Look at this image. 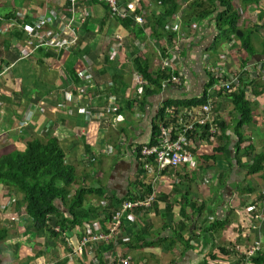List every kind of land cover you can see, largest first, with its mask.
Here are the masks:
<instances>
[{
	"label": "crops",
	"instance_id": "crops-1",
	"mask_svg": "<svg viewBox=\"0 0 264 264\" xmlns=\"http://www.w3.org/2000/svg\"><path fill=\"white\" fill-rule=\"evenodd\" d=\"M252 1L249 5L246 0L231 3L240 16L238 28L252 35L254 53L248 56L233 35L227 42L220 38L217 17L223 9L217 1L212 7L200 0L201 7L193 9L195 15L189 23L183 22L186 3L181 4L180 13L166 27L172 34L177 28L180 34L169 45L166 39H153L146 25L152 15L162 12L158 0H120L121 7L131 12L129 20H143V24L134 21L129 27L110 17L103 0H79L75 4L72 0H0V31L6 23H15L6 35L0 34V156L22 152L27 143L36 139L57 140L65 162L76 171L77 185L72 186V194L78 187L94 188L85 197L83 210L88 213L91 208L96 209L99 217L94 220L98 221L82 224H92L97 233L104 234L108 220L103 214L112 200L119 202L110 208V215L122 202L141 195L135 150L149 144L162 105L201 97L210 74L217 69L224 77L239 71L242 80L238 90L246 93L252 120L241 129L245 136L241 151L234 147V127L239 116L232 99L208 90L217 120L227 127L231 164L228 166L222 157L217 163L204 159L222 143L205 141L197 148L193 138L199 137H192L194 158L176 171H164L158 178L153 174L144 177L149 185L157 178L156 203L150 210L132 212L123 218L121 232L113 241L112 258L122 253L123 258H130V264H203L211 254L223 261L218 248L233 245V251L235 245L247 246L251 238L238 235L253 222L257 211H264V190L247 186L240 172L252 164L253 156L264 153V0ZM206 11L211 14L203 17ZM48 14L52 23L38 27L35 38H29V26ZM61 30L75 35L76 43L62 50L42 47L27 59H20L21 46L30 48L43 35ZM118 36L123 39L119 41ZM137 57L151 73L160 71L163 59H173L174 75L181 79L180 85L161 88L143 105V96L138 99L132 87V75L138 73L133 61ZM109 83L112 87H108ZM110 95L117 101L112 109L107 108L106 102ZM84 108L86 114L81 113ZM117 116L122 117L121 122L115 120ZM249 147L251 155L245 157ZM214 155L222 156L220 152ZM83 156L90 164L82 162ZM263 173L248 177L264 185ZM248 187L253 193L242 194L246 199L240 197L243 188ZM259 195L263 200L253 203ZM18 201L20 195H8L0 185V230H6V238L0 241V264L98 261V245L86 249L81 257L70 256L71 248L60 238L39 236L31 228L24 208L17 210ZM56 205L67 216L62 203ZM226 219L230 222L224 229L206 232L216 221ZM83 225L65 235L73 247L79 243ZM177 237L183 241H174ZM235 259L230 256L221 264H232Z\"/></svg>",
	"mask_w": 264,
	"mask_h": 264
},
{
	"label": "trees",
	"instance_id": "trees-1",
	"mask_svg": "<svg viewBox=\"0 0 264 264\" xmlns=\"http://www.w3.org/2000/svg\"><path fill=\"white\" fill-rule=\"evenodd\" d=\"M220 3L223 12L217 17L219 30L222 32L220 38L224 41H230L233 35L240 43V48L245 51L248 56L253 55V49L251 47V34L246 33V30L238 28L240 16L234 8L232 0H206L205 3L213 7L214 2ZM256 1V0H255ZM254 1V2H255ZM252 0H246V4H252ZM186 3L185 10H183V22H191L192 16L194 17L193 9L201 7L200 0H158V5L162 8V12L159 15L151 16L147 21V26L150 28V36L153 39H166L169 45L178 33H170L167 31V25L173 20V18L180 13L181 4ZM204 3V5H205ZM245 5V6H247ZM109 12V10H108ZM110 14V13H109ZM211 14V11H206L203 17H207ZM122 25L129 27L133 25L134 21L126 19L122 20ZM135 70L142 75L147 83L144 88L142 104L144 105L145 99L159 93L161 91L162 83L168 79L169 73L158 71L157 73H151L147 65L139 57L133 59ZM243 64L245 63L242 62ZM226 79V77H223ZM214 79L212 75L209 77V82L206 86L204 94L196 99L192 100H171L165 102L160 108L155 122L153 123L152 136L148 145L141 146L150 147L156 143V139L159 135L158 124L165 117L167 110H170L174 115H178L182 110H190L191 108L200 107L208 103V90L213 85ZM226 94V93H222ZM245 91L238 90L231 94H226L232 99L235 113L239 116L235 121L234 134L237 136L235 151H241V144L245 142V136L241 133V129L245 125L251 123V111L249 104L245 99ZM218 129L220 134L216 140L221 146L220 148H214L213 154L204 157V159L213 160L217 163L220 159L227 160L228 166L231 164V156L229 151L230 140L225 136L227 129L226 124L222 121L218 123ZM197 148H200L203 143L208 142V135L202 133L199 138H193ZM200 139V140H199ZM215 152H220L222 156L214 155ZM252 147L245 149V157L251 155ZM196 154L195 151L192 152ZM239 153L236 154L235 159ZM239 161L240 158H239ZM90 164V163H89ZM138 164V168L139 163ZM248 176H253L264 172V153L253 156L252 164L242 167ZM141 176L144 172L138 169ZM264 174V173H263ZM224 176V175H223ZM222 176V177H223ZM139 186L142 189L140 197H145L152 190L150 187H144L141 180H139ZM0 185H3L8 195L17 194L20 195V201L17 202V210L20 211L21 207L24 208V213L31 220V228H33L39 236H46L50 240H57L60 238L68 246L66 242V233L73 228L81 227L85 221H98L94 220L99 217V213L96 209L91 208L88 213L83 210L85 197L94 192V188L78 187L72 194V186L77 185V176L75 168L68 165L65 162V155L60 148L57 140L54 138H48L45 140L36 139L26 144L24 151H13L12 153L0 156ZM244 193H253L252 188H243ZM255 192V191H254ZM90 193V194H89ZM131 198L130 200L136 199ZM157 196L155 198L156 203ZM263 196L259 195L253 200L262 201ZM62 203L66 209L65 216L57 207L56 203ZM119 202L118 199L112 200L109 208L103 214L104 220H109L110 208H113V204ZM114 204V205H115ZM119 205V203L117 204ZM91 212H97L92 214ZM184 213V211H182ZM230 221L228 219L223 222L216 221L213 226L206 232H212L213 230L219 231L227 227ZM92 225V224H89ZM58 227L59 231H53V228ZM245 230V228H243ZM107 233V232H106ZM6 238V230H0V241ZM46 238V241H48ZM49 240V241H50ZM183 241L180 237L174 239V241ZM99 250L97 254V264H106L107 259L112 257L115 243L112 241L108 244L102 242L97 244ZM150 245V244H149ZM148 245V246H149ZM96 246V245H95ZM69 247V246H68ZM233 245H230L228 249L224 247L218 248V253L223 256V261L226 263L227 258L235 256L239 258L238 254L232 251ZM70 249V248H69ZM216 252V254H218ZM104 254V255H103ZM234 254V255H233ZM223 261H219L217 256L211 254L209 260L204 261L203 264H221ZM245 261V258L237 259L235 264H241ZM248 264H264V250L258 252L253 257L246 258ZM130 264V263H129Z\"/></svg>",
	"mask_w": 264,
	"mask_h": 264
},
{
	"label": "built area",
	"instance_id": "built-area-1",
	"mask_svg": "<svg viewBox=\"0 0 264 264\" xmlns=\"http://www.w3.org/2000/svg\"><path fill=\"white\" fill-rule=\"evenodd\" d=\"M79 0H72L75 4ZM96 1V0H95ZM106 3V6L109 10L110 17L112 19L126 20L130 17L131 12L123 9L120 5V0H103ZM84 16L85 13L81 12ZM20 18V17H19ZM53 21L51 15L43 17L39 20L34 21V26H29V32L27 33L29 38H35L34 31L46 24H51ZM135 23L141 25L143 20L141 18H134ZM15 24L8 22L4 25L0 34L4 35L11 30L12 25ZM179 26V25H178ZM179 32V29L176 28V33ZM76 43L75 35H71L64 30H61L58 33L43 35L42 38H38L33 42L30 48H19L20 59L25 60L30 54L36 53L40 48L45 47L46 49H65ZM159 70L162 72L170 73L168 79L162 83V89L166 88L168 85H180L181 79L178 76L174 75V64L173 59L166 58L160 62ZM214 79L213 85L209 88V92L213 93H232L240 85V78L237 73H232L227 75L226 79H223L224 74L220 69L212 73ZM147 86L146 81L141 74L134 73L132 75V87L135 90V94L138 99H141L144 93V88ZM108 87H112V84L109 83ZM71 91V90H70ZM107 108L112 109L113 106L117 103L115 96H108L106 99ZM86 108L81 110V113L86 114ZM117 122H121L122 117L117 116L115 118ZM218 123L213 105L210 101L208 103L197 107L191 108L190 110H182L180 114L174 115L170 110H167L165 117L158 124L159 135L156 139V143L150 147L138 148L135 151L136 161L139 163V169L144 172V175H140V180L142 185L151 188V192L145 197L137 196L136 199L126 200L121 203L119 209L111 216L108 220L107 233L101 234L95 231V228L92 225L84 224L82 228V234L79 239L77 246H72L70 241L66 239L69 248L70 256H82L84 251L90 249L91 246H95L99 243H110L115 240V237L120 234L122 227V220L125 217H128L132 212H142L150 210L154 206L156 194H157V178L164 171H176L185 165L187 162L194 158L192 150H194L192 137H201L202 133L208 135V142L215 143L217 136L220 134L218 129ZM20 130V129H19ZM108 149V147H106ZM110 152V148L106 153ZM82 162L89 164L87 157L83 156ZM149 174L157 175L155 181L150 185L145 183V176ZM257 207V206H256ZM251 209V208H248ZM263 218L262 212L257 211V214L252 218L253 222H250L247 228V225L244 227L243 232H241L238 237L249 238L248 236L251 233L258 232L256 223H259ZM53 231L58 232L59 228H53ZM252 245V244H251ZM250 248L246 246L242 247L241 245H235L233 251L238 255L245 258L253 257L258 252L264 250V239L259 235L258 241L251 246ZM249 248V249H248ZM248 249V250H247ZM109 264H129L130 259L124 258H112ZM108 262V260H107ZM95 264L97 262L95 261Z\"/></svg>",
	"mask_w": 264,
	"mask_h": 264
},
{
	"label": "rangeland",
	"instance_id": "rangeland-1",
	"mask_svg": "<svg viewBox=\"0 0 264 264\" xmlns=\"http://www.w3.org/2000/svg\"><path fill=\"white\" fill-rule=\"evenodd\" d=\"M6 35V34H5ZM236 72H238V71H236ZM21 132H22V130H21ZM242 156V157H241ZM241 158H243L242 159V163H244L245 162V158L243 157V154H241ZM196 157V156H195ZM247 161H248V159H247ZM222 165H218L217 166V171L218 172H220V171H222V169L220 168ZM226 168V167H225ZM241 173H242V176H243V181L244 182H246V185L247 186H254V188H256L258 191L259 190H264V185H263V183L261 182V181H256V180H252V179H249L250 177H248V175L246 174V171L244 170V169H241V171H240ZM223 173V172H222ZM254 178V177H253ZM236 193L238 194V192L236 191ZM240 197H243V198H245L246 199V197L245 196H243L242 195V193H240ZM241 202H244V201H241ZM239 202L237 201V202H235V204L237 205ZM242 205V203L240 204V206ZM9 207H10V205H9ZM12 210V212H13V210H14V207H12L11 208ZM259 209V208H258ZM19 214H20V212H18V216H19ZM262 215H263V218L261 219V221L259 222V223H256V224H258L257 225V228H258V230L259 231H261V234H260V237L262 238V239H264V211H263V213H262ZM24 218V217H23ZM19 237V236H18ZM249 241H248V245L246 246V248L247 247H249L250 248V245L251 246H253L257 241H258V238H259V233L258 232H254V233H251L249 236ZM250 241H251V243H250ZM21 242H23V241H21ZM248 248V249H249ZM247 249V250H248ZM125 255L124 254H122L121 253V255H120V257H118L117 256V258H119V259H124L123 257H124ZM130 257V256H129ZM239 258H237V259H241V257L242 258H244L243 256H238ZM90 258V257H89ZM126 258H128V257H126ZM111 259V258H110ZM130 259V258H129ZM237 259H235V261L234 262H232V264H235L236 263V261H237ZM91 261L90 262H92V259H90ZM109 262H110V260H108V262L106 263V264H109ZM241 264H248L247 263V261H242V263Z\"/></svg>",
	"mask_w": 264,
	"mask_h": 264
},
{
	"label": "clouds",
	"instance_id": "clouds-1",
	"mask_svg": "<svg viewBox=\"0 0 264 264\" xmlns=\"http://www.w3.org/2000/svg\"><path fill=\"white\" fill-rule=\"evenodd\" d=\"M178 35H180L179 32H178ZM233 73H237V74L239 75V78H240L239 80H240V85H241V80H242V79H241L240 72L238 71V72H233ZM231 74H232V73H231ZM231 74H230V75H231ZM210 75H211V74H210ZM227 75H228V74H227ZM227 75H226V76H227ZM226 76H225V77H226ZM240 85L237 87V90H238V88L240 87ZM233 92H234V91H233ZM230 94H231V93H230ZM208 101H209V100H208ZM215 143H216V142H215ZM139 148H140V147H139ZM137 149H138V148H137ZM137 149H136V150H137ZM136 150H135V151H136ZM192 152H193V151H192ZM193 155H194V154H193Z\"/></svg>",
	"mask_w": 264,
	"mask_h": 264
},
{
	"label": "bare ground",
	"instance_id": "bare-ground-1",
	"mask_svg": "<svg viewBox=\"0 0 264 264\" xmlns=\"http://www.w3.org/2000/svg\"><path fill=\"white\" fill-rule=\"evenodd\" d=\"M123 38L121 36H118V40L121 41Z\"/></svg>",
	"mask_w": 264,
	"mask_h": 264
}]
</instances>
